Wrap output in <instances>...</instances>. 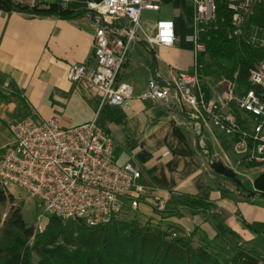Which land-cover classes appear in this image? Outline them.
<instances>
[{"label": "built area", "instance_id": "built-area-1", "mask_svg": "<svg viewBox=\"0 0 264 264\" xmlns=\"http://www.w3.org/2000/svg\"><path fill=\"white\" fill-rule=\"evenodd\" d=\"M191 5L192 72L172 69L168 79L156 75L138 97L179 108L204 154L210 155L207 133L217 130L234 139L239 164L264 165V62L254 67L250 87L240 93L225 83L207 96L200 76V55L206 50L201 32L216 21L220 8L229 13L238 33L264 9V0H191ZM145 10L159 11L160 4L157 0H105L93 9L96 64L74 63L67 74L70 81L85 84L98 97L93 120L64 128L55 117L39 123L27 116L9 125L12 143L0 151V183L14 197L12 189L39 200L42 212L34 225L36 233L45 230L51 216L82 220L88 226L106 224L125 208L136 209L149 189L139 183L142 173L133 163H116L113 140L98 124L105 106L128 108L134 97V87L120 82L119 75L140 34L150 48L170 47L177 41L174 21L167 18L157 20L155 33L149 35L142 23ZM121 20L129 22L128 28L118 27ZM252 41L263 43L264 39L253 36Z\"/></svg>", "mask_w": 264, "mask_h": 264}, {"label": "crops", "instance_id": "crops-1", "mask_svg": "<svg viewBox=\"0 0 264 264\" xmlns=\"http://www.w3.org/2000/svg\"><path fill=\"white\" fill-rule=\"evenodd\" d=\"M15 1L38 8L60 3L66 8L63 0ZM157 2L159 11L143 12V26L153 35L157 20H173L175 45L150 48L140 34L141 40L131 44L119 75L120 82L134 87V97L128 108L105 106L98 118L101 129L113 140L116 163H133L142 173L139 183L149 187L134 210L143 204L144 215L150 217L147 208L162 211L188 196H199L215 206L223 224L241 240L264 246V195L227 187L225 177L212 170L211 156L203 153L196 132L179 108L138 97L152 77L168 79L170 70L192 72L194 66L191 0ZM82 10L81 17L64 19L0 9V151L12 143L9 125L15 120L31 116L41 123L55 117L67 128L94 119L98 97L67 76L74 63L96 64L94 12ZM128 26L127 20L118 24L120 28ZM207 144L212 147L209 136ZM198 215H194V224L214 236L216 229L209 217L202 222L205 227Z\"/></svg>", "mask_w": 264, "mask_h": 264}, {"label": "trees", "instance_id": "trees-1", "mask_svg": "<svg viewBox=\"0 0 264 264\" xmlns=\"http://www.w3.org/2000/svg\"><path fill=\"white\" fill-rule=\"evenodd\" d=\"M0 9L7 13L64 19H76L84 14L82 9L70 10L60 3L38 8L15 0H0ZM236 31L229 13L220 8L216 21L201 32L206 50L200 55V76L207 96L225 83L234 85L237 93L248 89L251 71L264 62V42L252 41L253 36L264 39V9H259L238 33ZM235 113L243 123L242 114ZM207 147L215 162L210 144ZM259 165L252 163L248 167ZM245 181L234 182V185L242 192L257 193L252 186L246 187ZM187 198L191 200L177 201L162 211L168 212L171 206L182 204L193 213H207L216 229V237L231 248L226 257L213 253L207 246L195 247L190 238L175 235L171 227L163 229L152 221L142 224L119 216L98 226L51 216L45 230L36 233L35 227L29 226L23 217L22 204H15L14 197L7 194L0 183V264H264V256L254 248L229 242V236L237 240L240 237L223 224L222 214L211 202L199 196ZM8 204L9 211L3 218L2 207Z\"/></svg>", "mask_w": 264, "mask_h": 264}, {"label": "rangeland", "instance_id": "rangeland-1", "mask_svg": "<svg viewBox=\"0 0 264 264\" xmlns=\"http://www.w3.org/2000/svg\"><path fill=\"white\" fill-rule=\"evenodd\" d=\"M171 7H173L171 5ZM170 17L169 15H167ZM17 121V120H15ZM13 121V122H15ZM11 122V123H13ZM10 123V124H11ZM209 136V142L212 144L211 151L212 154L216 155L215 161H222L226 166L230 167L236 171L237 176L246 180L245 185L248 188H251L253 180L264 172V165H259L257 167L249 168L246 164H239V157L234 151V139L231 137L225 136L223 133L212 130L207 133ZM12 137V134H11ZM1 139V136H0ZM12 141V138L9 139V143ZM226 157V158H225ZM222 177V176H221ZM227 181V187L232 189L234 192L238 191L234 182L228 178H225ZM7 194H10L8 189L5 190ZM15 197V204H22V213L25 221L29 226H34L37 223V216L42 212L40 207V202L38 199L28 196L25 192L20 190L12 189ZM186 200H191L186 198ZM144 205L141 204L138 210H134L130 207L124 209V211L119 215L120 218L131 220L136 219L142 224H145L149 221L159 225L163 229L168 227L172 228V232L178 236H184L190 238L193 245L197 246H207L213 253H217L222 258L226 257L228 250L231 248L229 244L223 240L217 238V232L214 236L207 233V230H204L203 226L195 225V214H199L198 221L206 227L205 223H202L205 218L209 217L205 212L193 213L186 206L182 204H175L168 209V212L159 211L158 209L147 208L148 213H151L152 216L147 217L143 213ZM9 211V204L2 207L3 218L6 217ZM211 211V210H210ZM155 218H154V217ZM201 220V221H200ZM197 221V222H198ZM210 230V229H209ZM40 233V232H38ZM229 242L233 244H241L250 248H254L256 251L261 253L264 256V246L251 243L250 245L245 243L243 240H237L235 237L229 236ZM261 251V252H260Z\"/></svg>", "mask_w": 264, "mask_h": 264}, {"label": "water", "instance_id": "water-1", "mask_svg": "<svg viewBox=\"0 0 264 264\" xmlns=\"http://www.w3.org/2000/svg\"><path fill=\"white\" fill-rule=\"evenodd\" d=\"M66 2V8L70 10L90 9L93 10L97 5H103L105 0H63ZM212 170L225 178H230L235 183L243 182V179L237 176L236 171L226 166L222 161L211 163ZM254 191L264 194V172L258 175L252 182Z\"/></svg>", "mask_w": 264, "mask_h": 264}]
</instances>
